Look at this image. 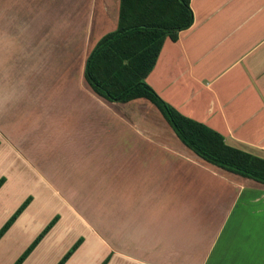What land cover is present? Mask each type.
Instances as JSON below:
<instances>
[{"label":"crops","instance_id":"crops-1","mask_svg":"<svg viewBox=\"0 0 264 264\" xmlns=\"http://www.w3.org/2000/svg\"><path fill=\"white\" fill-rule=\"evenodd\" d=\"M190 7L193 25L165 40L146 82L229 146L264 159V0ZM120 13L121 0H0V127L12 142L9 152L0 147L1 162L17 155L56 196L83 190L81 201L59 199L83 221L81 231L64 232L82 235L65 247L56 213L22 264H40L54 234L51 264L80 238L65 264H264V184L199 158L149 101L111 102L88 84V59L118 29ZM30 142L43 154L27 153ZM76 157L89 158V174L75 175ZM2 178L0 198L11 183ZM30 197L0 242L28 216Z\"/></svg>","mask_w":264,"mask_h":264},{"label":"trees","instance_id":"trees-1","mask_svg":"<svg viewBox=\"0 0 264 264\" xmlns=\"http://www.w3.org/2000/svg\"><path fill=\"white\" fill-rule=\"evenodd\" d=\"M190 0H121L119 27L92 51L85 78L93 91L111 102L145 99L153 104L178 138L199 158L218 168L264 184V159L229 146L224 136L180 113L146 82L167 38L177 41L193 25ZM5 179H0V189ZM28 198L0 230V240L31 203ZM43 230L15 264H22L56 224ZM80 238L58 264L82 244Z\"/></svg>","mask_w":264,"mask_h":264},{"label":"rangeland","instance_id":"rangeland-1","mask_svg":"<svg viewBox=\"0 0 264 264\" xmlns=\"http://www.w3.org/2000/svg\"><path fill=\"white\" fill-rule=\"evenodd\" d=\"M153 108L158 116H162L156 107ZM167 124L169 123L167 122ZM169 127L171 126L169 125ZM33 143L34 142H30V148L26 147L25 150L27 151V153H31V155L34 157L33 152H41L42 147L39 151H33ZM9 144H12V142H7V140H5V134L3 133L2 128L0 127V147L2 146L4 148H7L5 152H9L12 148V145ZM14 144L18 145V142H15ZM45 150H47V156L51 155L50 153L52 150L54 151V149L52 148H48ZM41 154L43 153L41 152ZM54 156H56L55 153ZM29 159H31V162L34 163V158ZM45 159L46 158L44 157L43 160ZM88 159L89 158H86V160L82 162L80 157H76L75 161L78 162L76 164H72L73 169L78 167L75 171L76 176H79L77 172L82 168H86L85 171L87 174L90 173L91 163ZM11 162V164H3L1 162L0 157V179L6 175H8L11 179V183L4 191V196L0 198L2 199L0 200V230L12 217L16 210L27 200L29 196L35 198V203L32 206L28 216L22 219V221H20L14 228V231L8 233L6 238L2 242H0V264H15L18 259H20L26 253L28 248L37 239L39 234L43 232L44 228L51 223L56 213H60L64 219V221L61 222L62 225L61 227H59L60 230L58 232H61V230H63V233L60 234H62L61 236L64 237L62 240H64L63 242L65 244V247H67V245L69 244L68 242H71L72 239H75L73 238V236L79 235L80 233H76L72 236V234L67 235L64 231L79 232L84 229L83 221H81L76 216L66 214L68 208L64 203L66 202V199L70 200L71 195L74 196L73 198H77L81 201L83 196V190H65L64 188H60L59 190H57L59 196H56L52 191L41 188L42 186L39 182L38 184L37 182H35V180H38V176L33 171V169H31V166L27 167V162L22 163L23 160L15 154L12 156ZM13 164H15V166ZM46 164H51V167H54L55 162H53V160L51 159V161L46 162ZM17 165H25L26 167H19ZM42 167L44 169L45 165H42ZM61 168L58 169V172H61L62 170L64 172L66 171L65 165L61 166ZM17 169H21V171ZM48 169H50V166L45 168L43 173L46 174ZM51 171L52 173H55L53 169ZM86 191L87 193L88 191L97 192V190ZM60 198H62L64 202H61V200H59ZM90 221L96 226L95 220ZM57 238V234H54L52 235V237L50 236L42 245V253H40L37 258V260L40 261V264H51L53 262L55 254H57L58 252L51 246H54V243H56ZM50 250L54 253H51Z\"/></svg>","mask_w":264,"mask_h":264}]
</instances>
